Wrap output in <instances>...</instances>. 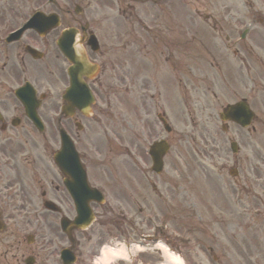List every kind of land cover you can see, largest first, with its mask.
Segmentation results:
<instances>
[{
	"label": "flooded vegetation",
	"instance_id": "af4514ba",
	"mask_svg": "<svg viewBox=\"0 0 264 264\" xmlns=\"http://www.w3.org/2000/svg\"><path fill=\"white\" fill-rule=\"evenodd\" d=\"M117 4L121 2L117 0ZM126 10L133 9L126 4L118 8V13L124 15ZM65 13L68 20L62 21L61 28L43 37L26 31L17 38V0H0V264H59V252L67 240L60 223L76 216L69 186L65 185L69 179L53 163L59 149V129L73 141L90 186L107 195V207L114 206L110 198L116 202L122 199L133 216L143 219V208L150 211L166 201V179L152 171L147 150L151 141L160 137L163 121L174 125L169 112L174 120L180 117L176 115L182 90L181 69L176 65L182 62L178 55L179 31L174 30V50L166 49L169 54L163 52L162 44L166 28L154 24L142 25V31L136 29L142 32L140 35L130 24L132 38L123 44L110 40L108 33L98 39L95 36L99 47L92 52L86 43L88 30L82 32L83 26L66 5ZM237 21L236 25H228L225 34L227 47L237 46L239 56L234 59L235 65L234 60L229 61L237 66L236 75L229 72L223 78L222 109L227 122L221 128L228 142L238 140L243 158L236 163L242 168L264 160L260 156L264 150V0H242ZM68 28L77 32L76 40L83 41L79 48L94 69L76 68L67 58L58 61L54 54L48 57L61 31ZM212 28L223 29L219 23ZM138 45L143 56L139 55ZM151 47H158L159 53ZM150 49L157 55L148 57ZM31 50L39 52L35 57L40 56V61L32 58ZM165 63L170 65V79L177 82V87L165 86V76L160 74V65ZM73 80L87 87L93 97L86 116L78 111L86 110L87 100L73 92ZM21 98L35 108L41 130L28 119ZM238 103L248 108L249 116L240 117L248 120L247 128L230 122L239 114L234 115L229 108ZM206 109H200L199 114L193 112L191 122L195 128L203 122L212 128L208 136L213 142L219 117L217 112L208 114L209 107ZM175 140L169 138L167 142L173 144ZM100 142H104L102 148ZM107 145L109 150L103 153ZM118 159L122 160L120 168ZM179 160L173 164L177 167L173 190L177 191L176 197L180 196L183 181ZM91 207L95 210L100 206L92 203ZM94 217L96 221L98 212ZM85 235L84 231L72 232L75 250L79 247V264L85 242L91 240H85Z\"/></svg>",
	"mask_w": 264,
	"mask_h": 264
},
{
	"label": "rangeland",
	"instance_id": "374dc122",
	"mask_svg": "<svg viewBox=\"0 0 264 264\" xmlns=\"http://www.w3.org/2000/svg\"><path fill=\"white\" fill-rule=\"evenodd\" d=\"M43 1L34 0V3L40 5ZM56 2L60 5L63 3V0H56ZM87 2L90 3L89 9L96 11L97 20H101V23L114 21L126 23L119 16H115L114 12L102 11L100 9L104 5L110 8L113 6L112 8H114L117 6L115 0H106L102 3L100 0H87ZM156 2V4H144L142 1L138 4L134 3L132 6L135 7L134 13L137 18L149 24L162 25L163 28L179 31L182 34V41H187L181 46V55L185 56V58L190 57L191 62H194V67L199 68V72L196 71V77L200 74L208 80L214 81L215 89L213 88L209 92L204 87L202 93L192 92L189 86L190 82L192 84L193 82L186 75H181L182 94L180 101L176 105V115L180 114V117L174 120L172 113L169 112L171 121L175 125L172 139L176 140L173 143V148L165 167L164 177L167 181H164L166 201L163 204L158 202L160 203L159 206L155 205L150 211L149 208L142 209L146 212L141 217L143 218L144 215H147L151 219L140 220L134 215L137 218L135 220V229L129 234L128 240L130 239L129 241L132 242L133 240H137V237L147 235H152L156 238L162 237L161 239L167 240L169 247L173 248L172 250L182 253L184 264H264V191L261 190L264 189V186L254 184L255 182L259 184L264 183V163L256 164V169L250 168L248 170L249 173L246 170H242L241 174H239L244 192L242 193L240 203H238L233 199V194L236 191V187H233V180L218 169L220 164L226 162V156L229 155L226 145L222 144L220 140H214L211 143L208 137L210 128H207L203 123H200L198 128H194L191 122V114L193 112L198 114L197 111L201 108H210L212 105L213 109H217L220 106V96L223 93V89H225L222 86L223 78L229 72L236 75V71H238L237 66L234 67L225 58L226 56H229V58L233 57V50H225L223 47L225 33H214V30L209 33V28L206 25L210 24H207V21L206 23L204 22V15L209 14L215 20L224 24L225 22L221 18L228 14L232 19L231 24L236 25L239 0H163L161 2L156 0ZM20 8L22 13L27 9V7L20 4L19 0H17V11ZM20 15L23 16L22 14ZM108 19L110 21H106ZM137 30H135L136 34H142V32H137ZM100 31L101 29H99ZM165 34L170 35V39L175 35L171 31H166ZM162 44L168 46L169 51L174 50L171 47L172 43L169 42L167 37L163 38ZM152 49L157 54L159 53L160 49L158 47ZM152 49L146 52L148 57L157 55ZM163 52L169 54L165 47L163 48ZM143 53L144 51L141 49L139 55L143 56ZM208 56H212L215 62L222 66L221 73L219 70H211L212 67L206 62V60L210 61ZM235 63L236 60H234L233 64L235 65ZM176 65L177 68L180 67L183 73L185 72L182 63ZM163 68L166 74L169 75V72H171L170 65L165 63L163 64ZM165 78L166 87L169 83L171 87L177 86L175 80ZM46 82H50V79L47 78ZM185 89L189 90L187 94H184ZM214 90L219 94L217 97L219 101L213 100L210 95ZM208 146L211 149H220L216 152L212 151L215 160L213 159L212 162V159H201L204 161L199 160L198 163L194 164L191 160L192 153L196 150H201V148L204 150V147L208 148ZM178 157L181 158V161L178 160L181 164V170L185 174V181L180 182V196L176 197L177 191H173L169 186L173 187L175 181H177L176 168L173 164L178 161ZM238 157L242 158V155ZM184 158L186 159V163ZM216 158L222 159L217 160ZM114 199V197L110 198L114 206L106 208L108 206L107 203V206L104 205L98 211L101 216L97 221L104 224L101 230L93 233L92 231L95 230V227H93L92 231L86 232L85 240L91 235L94 239L92 237V241L85 244V258L82 260V264H92V261L96 260V251L103 244H110L109 236H113L112 238L119 237L117 232L110 226L105 225L106 223L111 221L115 215L127 217V221L129 219L128 216H133L131 208H126L125 202L122 199H119L117 202L113 201ZM179 199L181 200L183 212L181 219L178 218L176 221H172V219L161 218L163 215L161 211L164 210L165 215H168L169 210L171 211L170 215H174V207L179 204ZM109 209L113 213L104 215L107 214V210ZM159 230H162L161 237L158 235ZM106 231H110L108 232L109 236H107ZM119 239L126 238L122 237ZM208 247L213 248V255L207 252ZM144 253L147 255L146 259H148L149 264H164L166 261L162 253L160 251L157 252L152 247L149 249V252ZM137 259L139 260V264H141V256L135 258V260Z\"/></svg>",
	"mask_w": 264,
	"mask_h": 264
},
{
	"label": "bare ground",
	"instance_id": "6f19581e",
	"mask_svg": "<svg viewBox=\"0 0 264 264\" xmlns=\"http://www.w3.org/2000/svg\"><path fill=\"white\" fill-rule=\"evenodd\" d=\"M102 263L103 264H110V262L114 261L115 259L121 258L122 256H125V254L121 253V252H113L109 249H104L102 251ZM168 257V261L166 262V264H182L181 261L175 257V256H167Z\"/></svg>",
	"mask_w": 264,
	"mask_h": 264
},
{
	"label": "water",
	"instance_id": "95a60500",
	"mask_svg": "<svg viewBox=\"0 0 264 264\" xmlns=\"http://www.w3.org/2000/svg\"><path fill=\"white\" fill-rule=\"evenodd\" d=\"M59 47H61V46H59ZM87 222H89V219H87ZM63 264H71V261H68L67 259L64 258L63 259Z\"/></svg>",
	"mask_w": 264,
	"mask_h": 264
}]
</instances>
